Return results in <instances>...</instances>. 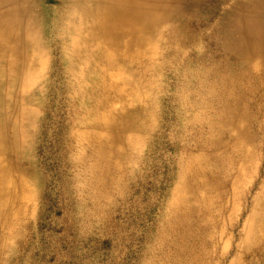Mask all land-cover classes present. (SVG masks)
Segmentation results:
<instances>
[{
    "label": "rangeland",
    "instance_id": "1",
    "mask_svg": "<svg viewBox=\"0 0 264 264\" xmlns=\"http://www.w3.org/2000/svg\"><path fill=\"white\" fill-rule=\"evenodd\" d=\"M41 42L46 44L36 51L29 79L21 76L12 86L8 68L1 78L0 180L6 185L0 187V264H163L165 215L174 196L185 200L182 223L211 243L206 259L196 264H249L255 255L250 245L263 232L264 133L244 141L245 154L236 156L230 173H199L195 184L192 171L182 176L191 167L183 158L207 154L195 143L209 133L190 124V111L178 116L173 65L159 48L154 88L142 87L145 97L135 102L132 89L126 93L130 108L152 102L159 110V118L143 119L154 129L128 130L135 143L118 141L113 167H96L95 143L110 131L84 110L94 102L81 92L94 85L86 70L79 83L76 67L63 62L69 53L61 45L70 46L69 38L60 45L47 43V36ZM111 102L100 109L102 123L123 106ZM195 166L215 170L209 163Z\"/></svg>",
    "mask_w": 264,
    "mask_h": 264
},
{
    "label": "bare ground",
    "instance_id": "2",
    "mask_svg": "<svg viewBox=\"0 0 264 264\" xmlns=\"http://www.w3.org/2000/svg\"><path fill=\"white\" fill-rule=\"evenodd\" d=\"M44 36L58 45L69 38L70 46L61 45L69 53L63 62L76 67L79 83L86 70L94 85L81 92L94 102L84 110L94 115V124L110 131L107 140L95 143L96 167L101 162L113 167L118 141L135 143L128 130L154 129L143 119L159 118V110L152 102L130 108L126 93L132 89L135 102L145 97L142 87L154 88L158 65L153 55L159 48L168 51L173 65L172 101L181 107L178 116L190 111V124H201L209 133L195 143L207 154L183 158L191 167L183 168L182 176L192 171L195 184L199 173L208 178L221 175V169L230 173L236 156L245 154L244 141L264 133V0H0V85L7 68L12 86L21 76L29 79L36 51L46 44ZM113 99L122 101V108L100 122V109L108 110ZM3 127L0 122V141ZM196 162L215 165V170L198 169ZM4 185L2 177L0 187ZM174 197L165 215L163 233L169 240L160 262L196 264L206 259L211 243L182 223L185 200ZM262 222L263 232L250 245L255 255L249 264H264V216Z\"/></svg>",
    "mask_w": 264,
    "mask_h": 264
}]
</instances>
